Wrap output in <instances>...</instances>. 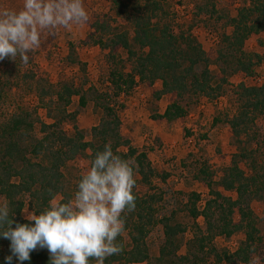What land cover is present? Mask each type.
<instances>
[{"label":"rangeland","instance_id":"1","mask_svg":"<svg viewBox=\"0 0 264 264\" xmlns=\"http://www.w3.org/2000/svg\"><path fill=\"white\" fill-rule=\"evenodd\" d=\"M137 1L148 5L150 11L159 3L163 9L159 15L164 13L159 21L169 24L174 33L189 34L200 45L205 58L195 65L194 71L200 74L206 68L210 74L209 87L205 91L190 87L180 96L175 91L159 94L160 80H140L136 76V83L127 94L112 96L109 72L129 73L132 64L123 49L111 44V32L118 29L132 37L130 14L136 9L131 4L135 0H84L89 13L86 25L74 26L71 30L59 29L54 37L45 35L41 47L29 54L27 65L19 58L16 62L9 58L0 61V126L7 123L13 113L24 110L27 121L33 125L27 126L29 135L40 136L39 122L52 123L61 119L60 126L67 135H73L75 126L84 133L86 140H90V129L103 116V105L110 104L118 111L123 137L139 151L146 152L153 169L150 187L141 181L135 169V190L140 195L153 194L155 220L170 217L171 223L183 226L184 231L176 236L175 245L168 250L175 251L176 256H170L167 261L172 264H264L263 188L256 187L258 192L253 188L256 194L243 205L249 207L258 229V239L251 247L248 263L219 260L210 247L213 245L218 253H231L245 240L244 230H237L228 237L215 236L211 242L206 239V248L202 250L196 240L201 232L195 230L194 219L189 214L193 204L201 211L210 198L209 180L213 190L237 199L235 191L223 190L217 184L223 170L232 162L246 176L259 174L261 168L264 169V112L249 111L247 122L237 128L238 136L233 134L231 123L242 103L239 85L264 83L263 62L252 57L253 64L246 72L238 64V60L246 64L248 55L264 56V32L252 33L245 39L243 56L239 48L227 40L233 31L230 19L244 6L243 0ZM21 6L22 0H0V9ZM186 65L184 62L183 66ZM64 83L75 89L67 105L57 100L60 85ZM170 105L182 109V113L172 115V107L170 115L165 116ZM62 108L67 112L65 116ZM88 154L89 151L79 153L62 167L65 189L71 196L79 177L90 164ZM192 193L198 195L197 200ZM56 197L62 198L60 194ZM21 199L24 201L23 218V211L31 209L28 197ZM0 201L6 199L0 195ZM231 219L239 223L237 210ZM157 221L146 236L147 261L105 264H167V258H159L164 234ZM195 221L204 230L203 217L198 216ZM121 238L123 249L128 248L131 243L126 230Z\"/></svg>","mask_w":264,"mask_h":264},{"label":"trees","instance_id":"2","mask_svg":"<svg viewBox=\"0 0 264 264\" xmlns=\"http://www.w3.org/2000/svg\"><path fill=\"white\" fill-rule=\"evenodd\" d=\"M243 2L244 6L237 11L235 17L230 19L233 31L227 40L231 45H236L244 56L242 47L245 39L252 33L264 32V0H243ZM131 4L136 7L130 14L132 37L128 32L118 29L111 32V44L123 49L132 64L129 73L124 74L117 70L109 72L112 96L127 94L136 83V76L140 80H160L162 89L159 94L175 91L180 96L190 87L205 91L209 87L210 74L206 68L200 74L194 71L195 65L205 58L200 45L189 34L174 33L169 24L159 21L164 18V13L162 16L159 15L163 10L159 3L152 11L148 9V5H142L137 0ZM104 47L106 48L103 45ZM252 57L264 63V56L248 55L246 64L238 60V64L241 65L239 68L246 72L252 63ZM184 62H187L186 66H183ZM239 88L242 99L240 112L231 120L235 136L239 135L238 126L247 122L249 111L264 112V83L259 86L240 84ZM59 91L57 100L67 105L75 92L74 87L64 83L60 85ZM80 103L84 104L82 98ZM172 107L173 105H170V109L164 113L165 116L170 115ZM102 109L103 116L98 124L90 129V140H86L84 133L75 126L73 135H67L60 126L61 119H55L52 123L39 122L40 136L32 133L29 135L27 126L33 125L27 121L28 115L24 110L13 113L9 121L0 126V195L9 202L11 210L15 213L14 220L27 222L21 216L24 207L22 196L28 197V206L32 211L42 210L52 196L60 194L62 198L70 197L71 194L65 189L62 167L68 160L86 151H89L90 162L94 153L102 151L105 144H110L114 153L122 158L133 161L141 181L151 186L153 169L146 152L139 151L131 145L129 139L123 137L120 129L121 120L113 106L104 104ZM62 113L63 116L67 114L64 108ZM171 113L174 116L180 115L182 109L173 107ZM241 156L245 158L246 155ZM261 169L262 172L259 174L246 176L243 170L232 162L231 166L223 170L217 184L223 190L235 191L237 199L213 190L211 180L207 182L210 198L205 201L201 211L195 207V204L189 209V214L194 219L195 230L202 233L199 237L196 236L199 249L206 248V239L211 242L215 236L228 237L237 230H244L245 240L235 251L218 253L213 245L210 247L219 260L249 262L251 247L258 239V229L251 217L249 207L243 205H246L249 198L256 194L253 188L264 189V169ZM256 191L258 192V189ZM134 193L137 197L136 209L125 216V228L131 245L124 248L119 255L107 258L105 262L141 263L149 258L146 236L157 221L154 217L153 194L140 195L135 188ZM192 196L195 200L198 199L197 194ZM234 210L239 213L238 224L231 219ZM198 216L204 219V230L196 224L195 220ZM157 223L162 225L164 234L159 258H167V264H172L167 260L171 259L170 256H176V253L175 251L170 253L168 250L170 246L175 245L176 236L184 231L183 226L178 222L171 223L170 217H162ZM118 239L122 241V238ZM9 243L7 239H0V264H3L4 257L10 254ZM48 262L47 250L31 253L30 264H48ZM93 262L94 260L91 264ZM24 264L29 262L25 261Z\"/></svg>","mask_w":264,"mask_h":264},{"label":"clouds","instance_id":"3","mask_svg":"<svg viewBox=\"0 0 264 264\" xmlns=\"http://www.w3.org/2000/svg\"><path fill=\"white\" fill-rule=\"evenodd\" d=\"M89 21L84 0H22L18 9H0V61L30 53L45 35L82 27ZM135 163L114 153L110 144L96 151L70 197L52 196L39 211H23L26 223L14 220L8 201H0V239L9 255L3 264L31 262V253L47 250L48 264H105L123 247L125 216L136 209Z\"/></svg>","mask_w":264,"mask_h":264}]
</instances>
